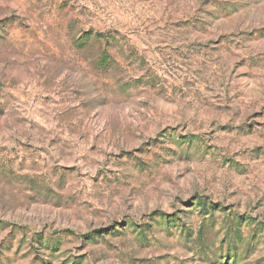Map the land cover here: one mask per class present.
Masks as SVG:
<instances>
[{
	"label": "rangeland",
	"instance_id": "374dc122",
	"mask_svg": "<svg viewBox=\"0 0 264 264\" xmlns=\"http://www.w3.org/2000/svg\"><path fill=\"white\" fill-rule=\"evenodd\" d=\"M0 264H264V0H0Z\"/></svg>",
	"mask_w": 264,
	"mask_h": 264
}]
</instances>
